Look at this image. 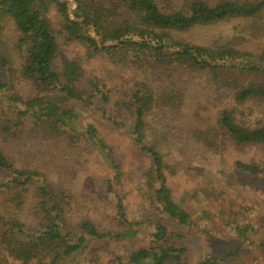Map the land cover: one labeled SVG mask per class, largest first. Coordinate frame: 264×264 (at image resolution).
<instances>
[{
  "label": "trees",
  "instance_id": "trees-1",
  "mask_svg": "<svg viewBox=\"0 0 264 264\" xmlns=\"http://www.w3.org/2000/svg\"><path fill=\"white\" fill-rule=\"evenodd\" d=\"M52 12L59 18L56 25ZM263 14L264 0H0V264L12 260L72 264L97 244L134 245L143 236L148 237L147 244L126 256L115 255L109 264H188L189 251L181 242L186 240L183 230H190L194 220L168 184L167 176L174 169L158 147L147 142V118L179 115L191 77L203 75L233 89L234 105L222 109L217 121L224 137L237 147H264V85L230 82L232 76L264 75V56L226 45L209 48L177 36L197 27ZM59 39L84 48L90 60L103 57L115 67L145 76L131 84L130 95L119 106L133 117L129 133L133 143L152 160L145 186L158 213L154 219L131 220L124 198L109 180L108 191L118 200V230L101 231L89 218L72 230L65 195L39 167L20 166L19 157L13 158L12 144H19L23 154L31 137H51L77 146L84 140L105 156L116 171L114 179L121 177L112 148L94 125H81L77 111L78 106L95 107L96 101L110 103L111 91L100 78L88 77L78 61L60 66ZM165 72L162 79L169 85L156 87ZM22 85L28 93L21 90ZM102 117H107L105 111ZM108 121L121 127L116 120ZM235 167L255 184L262 180L264 165L237 162ZM6 205L15 207L11 215L5 213ZM28 205L29 214L24 209ZM235 232L242 245L194 264H234L244 253L250 228L239 227ZM260 246L264 248V242Z\"/></svg>",
  "mask_w": 264,
  "mask_h": 264
},
{
  "label": "rangeland",
  "instance_id": "rangeland-1",
  "mask_svg": "<svg viewBox=\"0 0 264 264\" xmlns=\"http://www.w3.org/2000/svg\"><path fill=\"white\" fill-rule=\"evenodd\" d=\"M51 18L55 25L58 24L56 13L52 12ZM177 36L188 43L209 48L226 45L241 52L264 56V14L254 19L240 18L197 27ZM59 43L57 62L60 66L78 61L88 77L100 78L111 91L110 103L96 101L95 107L78 106L77 111L81 125L84 128L94 125L100 138L112 148L114 158L121 166V177L119 181L115 180L116 171L105 156L84 140L77 146L51 137H31L23 154H19L23 148L11 142L13 158L19 157L20 166L39 167L56 190L65 195L67 209L70 208L69 228L72 230L83 218L93 220L101 231L118 230L115 222L118 200L108 191L109 180L114 182L115 192L124 198L131 220L154 219V214L157 217L158 213L151 206L145 186V174L152 167V160L133 143L129 134L133 117L119 106L127 98L126 94L130 95L131 84L145 76L131 68L115 67L103 57L90 60L85 49L78 45H66L62 39ZM167 74L163 73L156 81V87L169 85L162 79ZM191 78L179 115L166 117L159 114L155 117L150 114L147 118V142L156 145L174 169L175 173L167 176L168 184L177 202L194 220L190 230H183L186 240L181 242L189 251L188 264L236 249L242 241L235 229L245 226L250 228L249 239L243 244L244 253L234 264H264V248L260 246L264 242V174L262 180L255 184L251 178L240 176L235 167L237 162L263 166L264 147H237L219 130V112L234 105L233 89L225 87V83H213L203 75ZM230 82L264 85V75L232 76ZM21 90L28 93L25 85ZM104 111L107 117H102ZM108 118L116 120L121 127H116ZM199 133L204 135L203 139ZM5 208L9 215L15 210V207L7 205ZM24 209L29 214L31 206ZM141 238L134 245L97 244L89 255L75 258L72 264H109L115 255L126 256L136 247L147 244L148 237ZM9 264L18 263L12 260Z\"/></svg>",
  "mask_w": 264,
  "mask_h": 264
}]
</instances>
